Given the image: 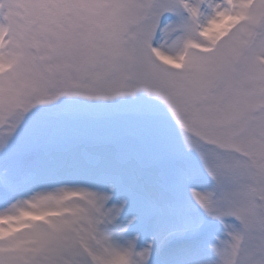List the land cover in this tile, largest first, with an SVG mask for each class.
<instances>
[{"label":"snow or ice","instance_id":"1","mask_svg":"<svg viewBox=\"0 0 264 264\" xmlns=\"http://www.w3.org/2000/svg\"><path fill=\"white\" fill-rule=\"evenodd\" d=\"M0 264H264V0H0Z\"/></svg>","mask_w":264,"mask_h":264}]
</instances>
